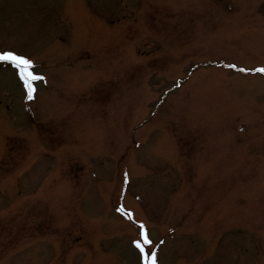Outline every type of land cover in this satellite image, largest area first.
Masks as SVG:
<instances>
[{
  "label": "rangeland",
  "instance_id": "374dc122",
  "mask_svg": "<svg viewBox=\"0 0 264 264\" xmlns=\"http://www.w3.org/2000/svg\"><path fill=\"white\" fill-rule=\"evenodd\" d=\"M145 1L0 0V50L45 76L29 101L0 65V185L66 180L74 215L0 264H141L121 199L157 264H264V78L216 64H264V0Z\"/></svg>",
  "mask_w": 264,
  "mask_h": 264
},
{
  "label": "snow or ice",
  "instance_id": "6c2138e0",
  "mask_svg": "<svg viewBox=\"0 0 264 264\" xmlns=\"http://www.w3.org/2000/svg\"><path fill=\"white\" fill-rule=\"evenodd\" d=\"M0 61H11L15 64L16 68L20 70L21 78L26 82L27 87L29 89V95L31 96L34 91V87L31 80L42 79V77L35 75L33 72L29 71L32 61L26 58L23 55H18L15 51L11 50H0ZM260 72H264V67L259 69ZM142 235L147 243H150L148 240L146 232H143ZM136 244L141 248V251H144L143 245H141L140 241L137 240ZM152 264H156L155 259H152Z\"/></svg>",
  "mask_w": 264,
  "mask_h": 264
},
{
  "label": "trees",
  "instance_id": "16d2710c",
  "mask_svg": "<svg viewBox=\"0 0 264 264\" xmlns=\"http://www.w3.org/2000/svg\"><path fill=\"white\" fill-rule=\"evenodd\" d=\"M20 216H22L23 218V228L28 227L31 223L35 226L36 222H37V216L38 213L36 210H30L27 211L26 213H23L22 211L19 212Z\"/></svg>",
  "mask_w": 264,
  "mask_h": 264
}]
</instances>
